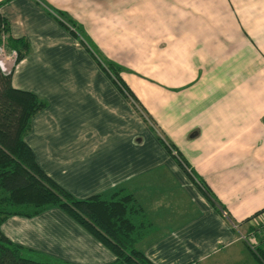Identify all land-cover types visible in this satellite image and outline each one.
<instances>
[{"label": "crops", "instance_id": "obj_1", "mask_svg": "<svg viewBox=\"0 0 264 264\" xmlns=\"http://www.w3.org/2000/svg\"><path fill=\"white\" fill-rule=\"evenodd\" d=\"M51 4L94 20L89 32L106 36L98 48L121 67L134 99L84 43L50 37L55 26L39 6L6 0L9 34L28 44L11 85L46 103L24 136L41 170L75 198L130 193L148 224L138 247L153 264H260L237 229L264 217V0ZM120 33L125 42H114ZM0 231L65 262L113 259L56 207L9 216ZM90 255L96 260L86 261Z\"/></svg>", "mask_w": 264, "mask_h": 264}, {"label": "trees", "instance_id": "obj_2", "mask_svg": "<svg viewBox=\"0 0 264 264\" xmlns=\"http://www.w3.org/2000/svg\"><path fill=\"white\" fill-rule=\"evenodd\" d=\"M5 1L0 0V6ZM0 44L7 54H14L8 72L0 70V224L9 216L30 218L56 207L113 254L110 262L102 264H153L138 247L148 224L130 193L116 189L106 194L75 198L37 165L24 136L30 130L31 118L46 103L33 92L11 85V73L28 52V44L23 37L10 36L8 22L1 13ZM101 67L112 75L121 90L134 97L119 76L120 66L107 61ZM168 149L190 180L210 199L209 189L187 168L181 155L170 145ZM260 227L264 228V223ZM261 242H264V235ZM251 254L264 264V247L256 246V251ZM0 264L68 263L15 243L0 231Z\"/></svg>", "mask_w": 264, "mask_h": 264}, {"label": "rangeland", "instance_id": "obj_3", "mask_svg": "<svg viewBox=\"0 0 264 264\" xmlns=\"http://www.w3.org/2000/svg\"><path fill=\"white\" fill-rule=\"evenodd\" d=\"M31 1L35 3L37 6H39L38 8L42 11L41 14L47 19L49 23L55 26V29L48 30V35L50 37L52 35H55L57 39H62L61 36H66L65 39L67 40L84 43L89 48V50L92 51L97 56V59H99V62H101L102 64H105L107 61L115 63L114 61L105 59L103 51L100 48H98L99 44H103L107 40L106 36L99 35L97 33L93 34L89 32L91 28L94 26V20L87 18V16H82L81 19H77L71 15V12L60 10L58 6L52 5L51 0H31ZM25 7H26L25 4L20 3L19 8L24 10ZM52 15H55L56 19ZM32 16L35 17V14H33ZM115 34L116 33L114 32L112 35L115 36ZM126 36H127L126 34H122V33L117 34V37L114 39V42H116L117 39L120 43L125 42L124 38ZM1 52H3L5 56H9L6 55L7 54L6 52H5L6 54L4 53L3 49L1 50ZM134 58H137V56L134 55ZM10 60H12V55H10L9 61ZM124 67L125 68H123V70L124 72H126L127 66ZM40 253L43 256L58 258L52 255H48L44 252H40ZM96 258L97 257L95 255L86 256V261H95ZM58 259L63 260L62 258H58ZM67 263L86 264L85 262H79L77 260L75 262H71V263L67 262Z\"/></svg>", "mask_w": 264, "mask_h": 264}, {"label": "built area", "instance_id": "obj_4", "mask_svg": "<svg viewBox=\"0 0 264 264\" xmlns=\"http://www.w3.org/2000/svg\"><path fill=\"white\" fill-rule=\"evenodd\" d=\"M2 49H3V46H2V44H0V70L3 72H8L9 64H11L13 62L14 54L13 53L6 54L4 49H3L4 53L6 55H9V56H5L3 54V52H1ZM10 55H12V60L9 61ZM263 212H261V213H263ZM258 215H260V213H258ZM262 223H264V217L260 220V223L258 221L255 225H253V228L249 231L244 232V231H240L237 229L238 239L241 240L249 248V250L252 252L256 251V246H257L256 235L258 233H260V231H261L260 225Z\"/></svg>", "mask_w": 264, "mask_h": 264}]
</instances>
